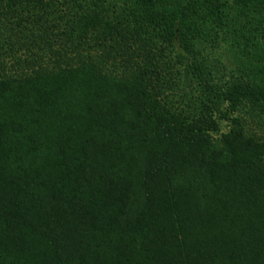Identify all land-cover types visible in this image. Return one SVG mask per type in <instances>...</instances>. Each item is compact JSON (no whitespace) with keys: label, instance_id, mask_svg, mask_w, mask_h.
Returning a JSON list of instances; mask_svg holds the SVG:
<instances>
[{"label":"trees","instance_id":"trees-1","mask_svg":"<svg viewBox=\"0 0 264 264\" xmlns=\"http://www.w3.org/2000/svg\"><path fill=\"white\" fill-rule=\"evenodd\" d=\"M250 121L264 0H0V264H264Z\"/></svg>","mask_w":264,"mask_h":264},{"label":"rangeland","instance_id":"rangeland-1","mask_svg":"<svg viewBox=\"0 0 264 264\" xmlns=\"http://www.w3.org/2000/svg\"><path fill=\"white\" fill-rule=\"evenodd\" d=\"M221 46L222 47L220 48V50L224 48V45L222 43H221ZM227 55L229 56L228 53H227ZM227 55L224 54L223 56H221V59L224 62L227 63V66H229V67H235V65H236L237 62L234 59H232L230 56L228 58ZM247 125L249 126V128L251 127L252 130L256 131V133L258 135H264V123H263L262 126L261 125L260 126H256L253 121H250V124L248 123ZM220 129L222 131L226 130L227 129V124L226 123H222Z\"/></svg>","mask_w":264,"mask_h":264}]
</instances>
